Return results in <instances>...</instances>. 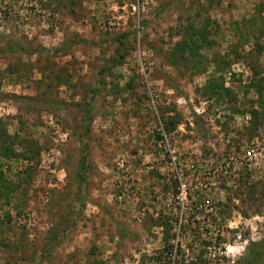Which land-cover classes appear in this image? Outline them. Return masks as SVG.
I'll return each mask as SVG.
<instances>
[{
    "label": "rangeland",
    "instance_id": "1",
    "mask_svg": "<svg viewBox=\"0 0 264 264\" xmlns=\"http://www.w3.org/2000/svg\"><path fill=\"white\" fill-rule=\"evenodd\" d=\"M0 264H264V0H0Z\"/></svg>",
    "mask_w": 264,
    "mask_h": 264
},
{
    "label": "trees",
    "instance_id": "2",
    "mask_svg": "<svg viewBox=\"0 0 264 264\" xmlns=\"http://www.w3.org/2000/svg\"><path fill=\"white\" fill-rule=\"evenodd\" d=\"M86 120V119H85ZM166 239H168L167 237H166Z\"/></svg>",
    "mask_w": 264,
    "mask_h": 264
}]
</instances>
